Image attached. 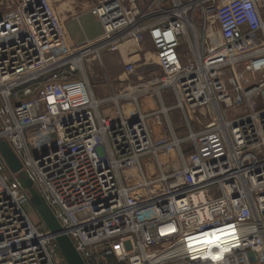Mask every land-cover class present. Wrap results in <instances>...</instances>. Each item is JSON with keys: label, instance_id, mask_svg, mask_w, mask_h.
Segmentation results:
<instances>
[{"label": "built area", "instance_id": "2783aa9c", "mask_svg": "<svg viewBox=\"0 0 264 264\" xmlns=\"http://www.w3.org/2000/svg\"><path fill=\"white\" fill-rule=\"evenodd\" d=\"M89 13L102 33L77 46L48 0L0 15V140L58 223H31L0 157V264H66L57 237L84 264H264L258 1L102 0ZM145 39L161 74L96 99L87 58ZM148 96L159 107L145 113Z\"/></svg>", "mask_w": 264, "mask_h": 264}, {"label": "rangeland", "instance_id": "374dc122", "mask_svg": "<svg viewBox=\"0 0 264 264\" xmlns=\"http://www.w3.org/2000/svg\"><path fill=\"white\" fill-rule=\"evenodd\" d=\"M223 1L225 0H218V3ZM261 2H263L264 6V0H261ZM11 6L12 0H0V15L9 11ZM92 8L94 7L88 9V15H90L89 12ZM199 16V11L194 12L193 18L195 22L198 21ZM85 23L86 22L83 21V26L85 27V29L87 31L91 30L92 27ZM62 25L67 34L65 23L62 22ZM67 39L70 45L76 46L75 44H72L70 38L68 37V34ZM95 40L92 41L94 42ZM134 53L137 58H130L134 56ZM130 54L131 56L128 57ZM130 62L136 63L135 76L131 77L124 74V65ZM155 63L156 61L152 53L151 44L149 43L148 39H145L138 48H136L132 43H127L122 48H119V52L108 53L106 51H97L93 53L90 57L87 58V61L84 64V75L90 83V87L94 96L97 99H105L116 94L117 91L125 84H138L140 82L149 80L153 76H159L161 73L158 70V67H156ZM151 98L152 97H147L146 99L148 100ZM252 106L254 109L264 107V91H262L254 99ZM142 107H144V105ZM169 116L173 123V127L177 132V135L181 137L185 136L184 127L182 126L183 122L179 118L178 114L176 112H172L169 114ZM23 210L31 223L34 226L38 227L40 225V219L32 208L31 204H24Z\"/></svg>", "mask_w": 264, "mask_h": 264}, {"label": "crops", "instance_id": "0c3cea01", "mask_svg": "<svg viewBox=\"0 0 264 264\" xmlns=\"http://www.w3.org/2000/svg\"><path fill=\"white\" fill-rule=\"evenodd\" d=\"M48 1L52 6H54L61 23L62 22L65 23V28L72 44H75L77 46L82 44L85 40L92 41L100 36L101 27L99 23L91 15H88L87 12L89 8L95 7L102 0H48ZM150 1L151 0H136L137 5L140 9L145 8V6ZM257 1L259 3L262 14L264 15L263 2H261V0H257ZM83 21H85L89 26L92 27L91 30L87 31L85 29V27L83 26ZM133 55H134L133 57H130L131 55L128 57L132 59L137 58V56H135V53ZM148 97H152V98L147 100L146 97L139 101L140 103L139 107L145 113L150 112L152 110H156L159 107V102L156 100L155 97L153 96H148ZM163 98L166 106L171 107L173 105V101L169 93H164ZM143 105L144 107H142Z\"/></svg>", "mask_w": 264, "mask_h": 264}, {"label": "water", "instance_id": "95a60500", "mask_svg": "<svg viewBox=\"0 0 264 264\" xmlns=\"http://www.w3.org/2000/svg\"><path fill=\"white\" fill-rule=\"evenodd\" d=\"M0 157L7 170L16 175V181L23 190H26L31 198V206L38 215L46 229L58 228V223L50 210L41 202L39 196L32 187V181L27 174L21 171V164L16 158L6 141L0 140ZM58 250L66 264H84L79 254L75 251L71 241L67 237L55 239Z\"/></svg>", "mask_w": 264, "mask_h": 264}, {"label": "bare ground", "instance_id": "6f19581e", "mask_svg": "<svg viewBox=\"0 0 264 264\" xmlns=\"http://www.w3.org/2000/svg\"><path fill=\"white\" fill-rule=\"evenodd\" d=\"M124 45H125V44H124ZM124 45H122V46H120V47L122 48ZM120 47H119V48H120ZM135 47H136V46H135ZM136 48H138V47H136Z\"/></svg>", "mask_w": 264, "mask_h": 264}]
</instances>
